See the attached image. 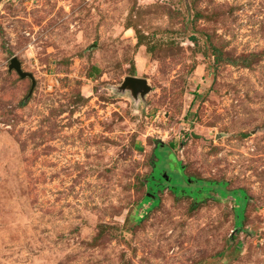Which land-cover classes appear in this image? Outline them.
<instances>
[{
	"label": "rangeland",
	"instance_id": "obj_1",
	"mask_svg": "<svg viewBox=\"0 0 264 264\" xmlns=\"http://www.w3.org/2000/svg\"><path fill=\"white\" fill-rule=\"evenodd\" d=\"M0 264H264V0H0Z\"/></svg>",
	"mask_w": 264,
	"mask_h": 264
},
{
	"label": "trees",
	"instance_id": "obj_2",
	"mask_svg": "<svg viewBox=\"0 0 264 264\" xmlns=\"http://www.w3.org/2000/svg\"><path fill=\"white\" fill-rule=\"evenodd\" d=\"M93 71H97V69H93ZM165 150V148H160L158 151H162ZM157 151V153H159ZM156 153V155H157ZM161 154V153H160ZM168 154V153H167ZM155 155V156H156ZM157 158V156H156ZM154 171L153 173L146 179V186H147V198L146 200L149 201V203L151 204V208L156 207L159 204V200L157 198V194L164 190V188L166 187V181L165 178H167L168 180L169 177L164 176V174L166 172H157L156 171V163H154ZM185 184H186V188H184L182 191L179 190V188L176 187H172L170 188V190L172 191V193L175 196H186V197H190L193 196L195 199L194 202L195 204L200 203L203 200V195L202 192H211L216 188V191L223 193L222 198H226L232 196V198L234 199V201H236V199L238 198L240 200V203L242 205V209H241V217L237 216V226L240 227L244 217V211H245V205L247 203V197L244 191H233L231 193H227L224 188L226 186V184H218V183H205L203 181H197V180H192L189 178H184L182 179ZM193 184V185H190ZM219 186V187H218ZM241 196V199L238 196ZM192 198V197H190ZM237 208H238V204L236 202Z\"/></svg>",
	"mask_w": 264,
	"mask_h": 264
},
{
	"label": "water",
	"instance_id": "obj_3",
	"mask_svg": "<svg viewBox=\"0 0 264 264\" xmlns=\"http://www.w3.org/2000/svg\"><path fill=\"white\" fill-rule=\"evenodd\" d=\"M10 70H14L21 79H25V78L32 79V76L30 74L22 72L21 65L16 58L12 59ZM123 87H129L132 90H135L138 87H147V83L145 80H142V79H138L134 77H127L125 78Z\"/></svg>",
	"mask_w": 264,
	"mask_h": 264
}]
</instances>
